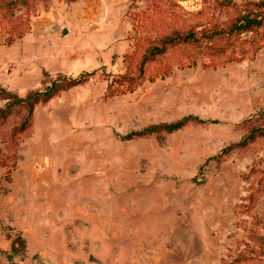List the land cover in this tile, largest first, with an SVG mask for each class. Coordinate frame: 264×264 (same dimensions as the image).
Here are the masks:
<instances>
[{"label": "rangeland", "instance_id": "obj_1", "mask_svg": "<svg viewBox=\"0 0 264 264\" xmlns=\"http://www.w3.org/2000/svg\"><path fill=\"white\" fill-rule=\"evenodd\" d=\"M263 13L264 0H0V110L92 73L29 118L0 117V264H264V29L240 37L243 56L178 45L146 60Z\"/></svg>", "mask_w": 264, "mask_h": 264}, {"label": "trees", "instance_id": "obj_2", "mask_svg": "<svg viewBox=\"0 0 264 264\" xmlns=\"http://www.w3.org/2000/svg\"><path fill=\"white\" fill-rule=\"evenodd\" d=\"M17 1L25 2L29 0ZM260 29H264V13L258 17H246L241 21H236L232 23L227 29H218L214 27L209 35L203 34V36H197L193 33H188L183 36H175L164 41L159 47L152 48L149 51L146 60L163 54L165 46L178 45L204 49L205 54L208 56H221L225 53L243 56L246 54L248 39H241L240 37L254 30ZM91 75L92 73H85L76 79L62 77L53 81L50 86L46 87L43 91L30 92L24 98L7 95L9 103L5 109L0 110V117H3L8 109L14 106L24 105L27 108V118H29L32 115L34 106L36 104L51 100L60 90L83 84ZM189 122H194V119L187 117L174 124L162 125L159 127L146 129L144 131L134 132L130 134L129 138H141L159 131L170 134L182 129ZM26 126L27 122L25 121L21 125V128L24 129ZM240 145H243V142L240 143L239 146Z\"/></svg>", "mask_w": 264, "mask_h": 264}, {"label": "water", "instance_id": "obj_3", "mask_svg": "<svg viewBox=\"0 0 264 264\" xmlns=\"http://www.w3.org/2000/svg\"><path fill=\"white\" fill-rule=\"evenodd\" d=\"M62 34H66V31H63V33Z\"/></svg>", "mask_w": 264, "mask_h": 264}]
</instances>
